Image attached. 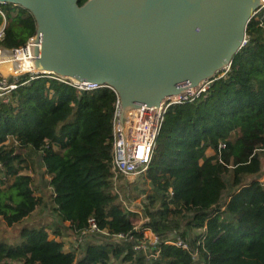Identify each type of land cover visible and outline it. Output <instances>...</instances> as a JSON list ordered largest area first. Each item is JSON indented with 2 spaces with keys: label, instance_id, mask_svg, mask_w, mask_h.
<instances>
[{
  "label": "trees",
  "instance_id": "trees-1",
  "mask_svg": "<svg viewBox=\"0 0 264 264\" xmlns=\"http://www.w3.org/2000/svg\"><path fill=\"white\" fill-rule=\"evenodd\" d=\"M0 10L6 23L0 48L20 49L35 34L32 16L8 4ZM246 36L224 76L198 97L167 108L147 173L137 186L138 179L122 186L129 197L145 201L148 223L142 228L158 238L157 260L132 259L133 243L109 237L104 245L85 243L77 258L63 249L60 230L42 223L20 226L16 236L0 229V264H264V166L258 152L264 147V20L252 17ZM0 84L14 86L0 90V223L16 228L42 204L35 177L23 172L36 153L53 209L69 228L80 231L92 218L109 235L131 233L137 216L111 193L115 93L78 91L69 80L30 73L0 78ZM184 214L189 238L179 226ZM170 235L186 240L198 260L165 246Z\"/></svg>",
  "mask_w": 264,
  "mask_h": 264
},
{
  "label": "water",
  "instance_id": "water-1",
  "mask_svg": "<svg viewBox=\"0 0 264 264\" xmlns=\"http://www.w3.org/2000/svg\"><path fill=\"white\" fill-rule=\"evenodd\" d=\"M35 23L36 75L112 89L118 119L220 78L259 0H0Z\"/></svg>",
  "mask_w": 264,
  "mask_h": 264
},
{
  "label": "built area",
  "instance_id": "built-area-1",
  "mask_svg": "<svg viewBox=\"0 0 264 264\" xmlns=\"http://www.w3.org/2000/svg\"><path fill=\"white\" fill-rule=\"evenodd\" d=\"M260 1V7L254 12V16H259L262 20H264V0ZM0 16L3 19V25L0 27V39L3 36V30L5 28V18L3 13L0 10ZM35 34L26 42V44L20 49L16 50H7L0 48V63L4 62V57L6 54L21 50H28L29 44L34 41ZM248 42V38L243 42V46H245ZM29 56V54H28ZM229 67L221 72L220 77L224 76L228 71ZM31 75H36L35 72H28ZM25 73H20L17 76H20ZM53 78L54 80L63 82V79H60L55 76H48ZM72 86L75 87L78 91H92L96 89H101L104 87H99L95 85H87L83 86L78 83L70 81ZM211 81H204L199 84L196 89H192L189 91L187 95L179 97L177 99H164L158 105V110L156 112V107L145 108L140 107L133 109L132 114L129 115L128 119H124L122 123L118 119L119 112V100L117 98L116 93L110 89L105 87L106 89L115 93L116 101L114 103L113 115H112V138L110 143V159H109V171L111 175V193L116 198L117 202L121 204L122 208L131 214L137 216L138 219L137 224L133 226L131 233L128 234H113L109 235L106 230H100L97 227L94 219L90 218L87 221V227L74 232L71 228L67 231L69 232V236L71 237V242L66 243L63 239V249L65 251L74 252L76 257H80L81 250L83 247L85 239L90 236H93L98 233L105 234V236L109 237V239L117 244L120 243H133L132 249L134 254L141 255L146 260L155 261L158 259L160 255V250L158 247V238L148 228H142L144 225L148 223V217L146 213L143 211V203L144 200L133 199L128 196V193L122 190V186L126 187V183H133L135 179L143 177L148 170V165L151 160L152 152L155 147L156 137L161 128L164 113L167 108L171 105L178 104L187 98H196L199 95L205 93L211 84ZM13 85H8L3 87L0 84V90H9L13 89ZM10 139L6 138L5 143L9 142ZM16 143V142H14ZM219 149L224 148L223 144H219ZM264 156V147L258 149ZM260 182H264V175ZM136 204V207H134ZM139 204V207L137 205ZM205 228V227H204ZM165 246H177L183 250H186L190 257L194 260H198V251L196 249H190L186 240H183L179 235H170L168 239L164 241ZM80 253V255H78ZM135 257V256H134ZM137 258V257H135Z\"/></svg>",
  "mask_w": 264,
  "mask_h": 264
},
{
  "label": "rangeland",
  "instance_id": "rangeland-1",
  "mask_svg": "<svg viewBox=\"0 0 264 264\" xmlns=\"http://www.w3.org/2000/svg\"><path fill=\"white\" fill-rule=\"evenodd\" d=\"M2 25H3V22L0 24V27ZM12 55H13L12 52L6 54L4 59H3L4 62L0 63V65H1L0 66V73L4 74V75L0 74V78L3 80H6L8 77H16V76H13L12 73H18L14 69V67H12L14 65L13 63H12V66L10 64H8L9 63L8 58L10 59L11 57H13ZM0 61H2V60H0ZM209 153H211V152L209 151ZM261 162L264 166V156L263 155H262ZM27 166L28 167L23 172L25 174H28L31 176L33 175L35 177V183L37 186L36 195H39L42 198V200H43L42 204L33 212V214H31L30 217L24 219V221H22L19 225H17L16 228L15 227L9 228L4 223H0V229L7 231V233H9L10 235H13L12 233H15V236H16L17 231H15V229L16 230L19 229L20 226L22 227L23 225H28V226H32V227H38L39 224L47 223L50 228L57 227L60 230V232L63 236V239L66 241V243H70L71 237L69 236V232L67 231L68 224L61 221V219L59 218V216L57 215V213L53 209L52 202L49 198L50 189L47 186L48 177H47V175L44 174V168H43L41 160L39 158V154H36V153L33 154L30 157L29 161H27ZM262 177L263 176L261 175L260 179H262ZM139 180L140 179L138 178V181L135 182L136 186H137V183L138 184L140 183ZM126 184H128V183H126ZM130 184H133V183H130ZM140 200L141 199H139V201ZM134 207H136V204H134ZM137 207H139V204L137 205ZM188 219H189V217L186 214H184L180 217V219L178 221H179L180 230L187 231L189 233V235H188V238H189L192 231H190L189 226L187 224ZM106 237L107 236H105V234H102V233L95 234V235L90 236L87 239H85L84 245H85V243H96L99 245H104ZM81 249H82V247L80 248V250ZM78 255H80V253ZM134 256L137 257L138 256L137 253L134 254ZM134 256L132 257V259H135ZM132 262H134V260H132ZM121 264H127V262H124Z\"/></svg>",
  "mask_w": 264,
  "mask_h": 264
},
{
  "label": "bare ground",
  "instance_id": "bare-ground-1",
  "mask_svg": "<svg viewBox=\"0 0 264 264\" xmlns=\"http://www.w3.org/2000/svg\"><path fill=\"white\" fill-rule=\"evenodd\" d=\"M29 54V56H28ZM10 59L8 58V64L12 66V63L14 64L12 67L18 72V73H12L13 76L19 75L21 72L22 73H28V72H34L35 69L33 68L32 61H31V56H30V51L29 49L26 50H21V51H16L13 53ZM1 66V65H0ZM26 69V70H25ZM1 75H4L0 73ZM191 90V89H189ZM180 96H172L169 99H177Z\"/></svg>",
  "mask_w": 264,
  "mask_h": 264
},
{
  "label": "crops",
  "instance_id": "crops-1",
  "mask_svg": "<svg viewBox=\"0 0 264 264\" xmlns=\"http://www.w3.org/2000/svg\"><path fill=\"white\" fill-rule=\"evenodd\" d=\"M209 151H210L211 153H209ZM211 154H212V151H211V150H207V151H206V155H207V156H209V155H211ZM262 176H263V175H262ZM260 178H261V177H260ZM259 180H260V179H259ZM65 223H66V222H65Z\"/></svg>",
  "mask_w": 264,
  "mask_h": 264
}]
</instances>
